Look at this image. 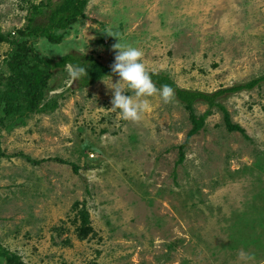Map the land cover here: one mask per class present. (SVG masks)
<instances>
[{"label":"rangeland","instance_id":"obj_1","mask_svg":"<svg viewBox=\"0 0 264 264\" xmlns=\"http://www.w3.org/2000/svg\"><path fill=\"white\" fill-rule=\"evenodd\" d=\"M27 6L0 0V32L16 36ZM118 42L179 87L213 92L264 74V0H88L45 57L114 63ZM10 48L0 41V74ZM70 70L48 83L55 110L0 132V244L28 264H264V82L218 100L243 134L211 108L178 163L181 103L149 97L132 123L112 108L119 76L70 89Z\"/></svg>","mask_w":264,"mask_h":264},{"label":"trees","instance_id":"obj_2","mask_svg":"<svg viewBox=\"0 0 264 264\" xmlns=\"http://www.w3.org/2000/svg\"><path fill=\"white\" fill-rule=\"evenodd\" d=\"M87 2L88 0H39L33 3L27 0L26 23L16 31L17 35L10 37L0 32V41L7 42L11 47L5 59L7 74H0V132L25 126L31 115L50 113L58 107L56 99H48L46 95L48 83L55 71H62L67 67L72 69L74 66L87 69L88 76L72 79L70 89L84 88L101 79L118 76L112 72L113 63L104 64L91 53L72 50L54 59L41 56L32 45L33 39L41 37L46 38L51 44L61 42L65 33L84 15ZM149 71L157 87L167 84L175 90V99L188 112L191 127L186 133L184 142L178 146V163L183 160L182 147L203 127L211 108L215 107L222 112L227 131L243 134V129L231 121L227 110L218 100L227 93L250 90L264 82V74H262L246 82L205 92L179 87L168 74ZM198 102H203L208 107V110L201 115H197L194 109V105ZM58 160L66 163L64 160ZM29 161L38 163L34 160ZM72 168L77 172L78 168L75 164H72ZM82 218L83 226H80L79 233L85 236L89 228L87 218ZM0 258H3L6 264H28L1 244Z\"/></svg>","mask_w":264,"mask_h":264},{"label":"clouds","instance_id":"obj_3","mask_svg":"<svg viewBox=\"0 0 264 264\" xmlns=\"http://www.w3.org/2000/svg\"><path fill=\"white\" fill-rule=\"evenodd\" d=\"M46 38L41 37L36 42L35 47L45 57L53 51H46L44 44ZM116 52L114 63L111 65L113 73L118 74L119 80L108 87L113 89L111 100L112 108L119 110L123 120L132 123H139L143 115L150 110V103L147 98L159 96L164 104H171L175 101V90L167 84L157 87L152 79V73L143 62L144 53L141 49L132 45H113ZM55 52V51H54ZM57 53V52H56ZM63 55L62 53H59ZM73 80L88 76V71L84 67L74 66L69 73ZM131 91L133 94L129 95ZM243 259L246 254L241 252Z\"/></svg>","mask_w":264,"mask_h":264}]
</instances>
